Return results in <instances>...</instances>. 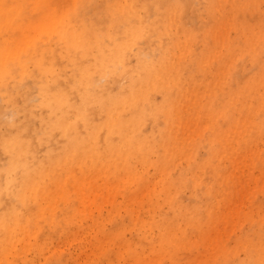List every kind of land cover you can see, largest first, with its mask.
<instances>
[{"label":"rangeland","instance_id":"rangeland-1","mask_svg":"<svg viewBox=\"0 0 264 264\" xmlns=\"http://www.w3.org/2000/svg\"><path fill=\"white\" fill-rule=\"evenodd\" d=\"M0 220V264H259L264 0H0Z\"/></svg>","mask_w":264,"mask_h":264},{"label":"bare ground","instance_id":"bare-ground-1","mask_svg":"<svg viewBox=\"0 0 264 264\" xmlns=\"http://www.w3.org/2000/svg\"><path fill=\"white\" fill-rule=\"evenodd\" d=\"M153 86V85H152ZM145 87V83H142L138 86L137 91L131 93L127 97V101L131 104V106L134 107L135 112L133 117L130 120L124 121L120 124H116L112 112V107H110L107 112L105 113L103 119L96 123L95 126L91 130L90 134V140L96 141L99 135V132L102 131V129H108L109 132L114 131L115 134L117 135L118 141L121 143H131L132 141L136 139L143 140L144 136L137 137V133L142 132L143 126L145 125L150 112L147 109L146 105L143 104L144 100L146 99V93H143L142 90ZM248 86L244 87L243 89H246ZM53 95L51 92H49V98L51 100H55V105L62 106L63 103L65 102V98L63 96H57ZM48 104H50L54 110H56L53 106V103L50 102L48 99ZM82 113V111H81ZM98 119H96L97 121ZM95 121V122H96ZM64 125V127L60 126L63 130H68L69 132L71 130L67 129L69 126V121H65L63 119L59 125ZM56 123H50L49 126V132H52L54 129L57 128ZM73 133L69 135L68 140L71 139V143H69V148L67 149V153H72V151L78 147V143L80 142V137L78 135L77 131H72ZM146 141H153V137L150 135L145 136ZM27 141L30 143V145L27 143ZM2 144V149L7 152H13L14 153V159L11 161V167L15 166V161L16 162H21L25 161V159L29 156L32 148V138L29 137L24 131L23 128L18 131L17 134L7 136ZM164 148L166 153L168 154L170 152L169 145L167 141L163 142ZM10 162V161H9ZM10 186V182H8ZM9 188V187H8ZM29 188L26 183H23L19 186L18 188V196H22L25 192V190ZM4 221L0 220V224H3Z\"/></svg>","mask_w":264,"mask_h":264},{"label":"snow or ice","instance_id":"snow-or-ice-1","mask_svg":"<svg viewBox=\"0 0 264 264\" xmlns=\"http://www.w3.org/2000/svg\"><path fill=\"white\" fill-rule=\"evenodd\" d=\"M5 7H8V6H5ZM15 7V6H13ZM261 260L259 262V264H264V237H262L261 239Z\"/></svg>","mask_w":264,"mask_h":264}]
</instances>
